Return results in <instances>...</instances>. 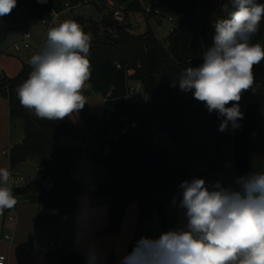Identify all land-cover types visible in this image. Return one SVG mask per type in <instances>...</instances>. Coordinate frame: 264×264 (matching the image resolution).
Returning <instances> with one entry per match:
<instances>
[{
  "label": "trees",
  "instance_id": "1",
  "mask_svg": "<svg viewBox=\"0 0 264 264\" xmlns=\"http://www.w3.org/2000/svg\"><path fill=\"white\" fill-rule=\"evenodd\" d=\"M66 1L76 2L50 0L49 5L42 6L35 0H17L11 13L0 17V40L6 37L9 22L17 18L19 10L39 20L50 17L53 10L61 11ZM115 1L125 6L126 22L113 20L111 10L99 22L91 17H74L92 37L88 54L91 89L100 94L109 93L116 99L125 95L130 79L140 80L156 102L153 116L172 139L181 142V137L187 136L189 151L203 158L207 142L213 141L217 147L231 142L237 176L264 172V59L253 66V84L241 94L239 105L244 118L240 121L242 126L234 131L231 128L226 132L218 131L221 120L217 114H209L203 102L195 100L191 92L181 91L178 84L184 69L203 62V53L212 43L213 25L218 19L228 18L223 5L229 0H159L152 7L158 8L162 17L178 18L174 30L165 39H160L150 27L142 33L132 31L130 13H143L146 20L154 16L153 11L144 12L140 0ZM257 1L264 4V0ZM250 44L264 48V16ZM129 70L133 72L129 74ZM31 71L32 66L24 64L15 76L1 73L0 96L8 99L11 128L19 126L22 133L21 141L10 147V168L30 159L38 162L36 177L12 187L13 196L20 195L25 201L38 204L36 225L51 218L57 208L61 213L75 214L83 194L89 195L92 206L108 208L107 222L99 234L119 230L129 203H139L137 227L128 245L129 252L143 237L142 225L153 212L160 215L161 233L186 223L183 210L171 203L178 185L193 178L211 182L219 173L216 162L209 164V171L196 170L189 158L155 145L149 129L126 133L114 141L102 140L99 147L62 143L61 138L79 133L71 116L63 120L41 119L20 104L17 89ZM77 113L85 125L96 117L89 112L87 102ZM127 114L133 119L143 118L129 107ZM194 127L200 129L203 138L199 147L193 146L189 138ZM73 153H83L89 161L105 164L110 179L91 190L71 179L70 171L76 168ZM9 210L4 209L0 217ZM52 256L53 259L48 255V264H86L85 255L75 252L53 253Z\"/></svg>",
  "mask_w": 264,
  "mask_h": 264
},
{
  "label": "clouds",
  "instance_id": "2",
  "mask_svg": "<svg viewBox=\"0 0 264 264\" xmlns=\"http://www.w3.org/2000/svg\"><path fill=\"white\" fill-rule=\"evenodd\" d=\"M16 5L17 0H0V17ZM223 11L228 18L213 25L203 62L184 69L178 82L180 90L191 92L209 114H217L220 132L242 126L241 94L253 84V66L264 59V48L250 44L264 16V4L229 0ZM91 39L73 20L50 28L43 49L29 60V78L17 89L20 104L48 120H63L81 110L86 103L81 90L91 74ZM10 175L8 169H0V214L17 203ZM171 203L183 210L186 223L158 238L141 237L130 252L117 248L122 252L117 264H264V172L238 176L229 186L204 178L184 180ZM94 215L88 207L82 210L77 230L86 264H104L108 253L91 235Z\"/></svg>",
  "mask_w": 264,
  "mask_h": 264
},
{
  "label": "built area",
  "instance_id": "3",
  "mask_svg": "<svg viewBox=\"0 0 264 264\" xmlns=\"http://www.w3.org/2000/svg\"><path fill=\"white\" fill-rule=\"evenodd\" d=\"M38 5H49L50 0H46L44 3H39L35 0ZM143 3V8L145 13L151 11L154 12V16L157 18H162L161 11L158 8H153L152 6L159 2V0H152L151 2H146L140 0ZM109 3L112 5V18L116 22L123 23L126 22L127 16L125 12V6L117 3L113 0H76L75 3L71 1H66L64 7L61 11H52L50 17L40 18L38 20L39 24L44 27V34L42 36L41 43L39 44L37 51H41L45 45L47 39V33L50 28L58 27L57 23L62 13H68L67 18L74 21V17L77 16L72 14L75 7H80L85 4H99L104 5ZM171 21H174V26L171 27L170 33L174 30L178 18L167 15L164 16ZM77 23L83 28V24L79 21ZM137 22H132L131 27H136ZM31 33L28 30L22 32V44L25 49L29 50L33 47L31 41ZM133 71L129 70L128 73L131 74ZM98 95L101 98V106L99 112L96 114L95 119L85 125L79 134H81L84 146L83 147H99V143L104 141H114L120 139L124 134L129 132H137L144 129H149L152 132L153 142L163 148H170L173 154L185 156L190 159L194 168L199 171H209V164L204 162V158L191 153L187 147L188 137L182 136L181 142H177L169 136L168 131L164 126L153 116V110L155 107V100L145 91V87L140 80L130 79L127 84L126 93L120 98H112L109 93ZM132 108L135 112L140 113L143 118H131L127 114V108ZM107 149H109L107 147ZM3 153L9 154L10 148L4 149ZM83 168H74L70 171L71 179L78 181L85 185L89 190L94 189L98 185L95 173L91 170L88 163H83ZM10 181L9 184L12 187L21 185L19 181H25V177L22 175L19 166L11 167L9 169ZM14 178V179H11ZM28 181V180H27ZM26 181V182H27ZM24 182V183H26ZM15 197V196H14ZM9 218L12 219L11 209L8 211ZM69 215V213H66ZM0 238L5 240H10L11 236L9 233L0 234ZM24 249L29 253L34 254H47L49 249L54 250V253H63L62 246L57 244L55 241H50L47 246H42L40 243L28 242L25 244ZM8 257L5 253H0V264H7ZM104 264H110L107 261Z\"/></svg>",
  "mask_w": 264,
  "mask_h": 264
},
{
  "label": "crops",
  "instance_id": "4",
  "mask_svg": "<svg viewBox=\"0 0 264 264\" xmlns=\"http://www.w3.org/2000/svg\"><path fill=\"white\" fill-rule=\"evenodd\" d=\"M24 14L29 15L26 12H24ZM67 20L69 19L60 16L57 23L60 25ZM35 21L38 22V20ZM42 29L44 34L43 26ZM21 40L22 34L16 41L20 42ZM15 44L16 43L13 42L6 47L0 44V70L8 76H15L20 72L24 64H29L28 62H24V54L19 56L7 52L8 50H13V52L18 51V49L15 47ZM75 113L77 112H74L73 114L75 115ZM16 129L19 130L20 127L16 126ZM10 132L11 125L9 118L8 99L0 96V154L3 153L4 149L10 148L16 144L11 141ZM18 133V142H20L22 133L21 131ZM80 157L83 158L86 156L83 155V153H76L74 158L76 160L78 158L80 159ZM74 158L72 160L76 165ZM83 163H87V160L83 159L78 165L81 166ZM8 166L5 164V161L0 160V169L9 170L10 166ZM16 197L17 199H23V197L20 195H17ZM86 207H88L95 214L93 220L94 231L91 235L94 238L97 246L108 253L107 259L105 261H111L110 264H117L120 255L122 254V252L117 251V248L126 249L129 251L128 245L134 236L137 227L138 214L140 211L139 203L137 201L129 203L125 210L119 230L116 232L96 236L94 233L100 231L107 222V206H92L89 195L85 194L80 196L79 206L75 214L66 215L65 213H61L59 208L55 209L51 218L45 220L43 225L46 226V230L50 231L51 233L50 241H55L57 244L62 246L63 253L75 252L77 254L84 255L83 240L81 239V236L77 230L76 218L77 215ZM11 211L12 219L9 218V214L7 212L4 216H1L2 220H0V234L9 233L11 236L10 240L0 238V253H5L7 255V264H48V255L50 253L34 254L29 253L24 249V246L28 241L27 239L30 237H33V239H35L34 241H38L37 236L39 231L35 230V228L38 226L36 225V219L39 211L38 204L24 200L23 203H17L13 208H11ZM141 232L143 237H151L150 233L144 230L143 225ZM158 237L159 236L157 235V238ZM50 258L53 259V256Z\"/></svg>",
  "mask_w": 264,
  "mask_h": 264
},
{
  "label": "rangeland",
  "instance_id": "5",
  "mask_svg": "<svg viewBox=\"0 0 264 264\" xmlns=\"http://www.w3.org/2000/svg\"><path fill=\"white\" fill-rule=\"evenodd\" d=\"M100 7L101 8H99L97 4H85L80 7H75L72 11V14L81 15L85 18L91 17L95 21L99 22L103 19L104 15L108 14V12L112 8V5L107 3L104 4V6L102 5ZM67 15L68 13H62L61 17L67 18ZM145 18H146L145 15L140 12L129 14L128 20L130 21V23L132 22L138 23V25L134 27L132 30L134 33H142L148 27H150L160 39H165L170 34L171 27L174 26V21H171L165 17L157 18L155 16H151L148 20H146ZM25 29L30 31V33L32 34L31 40L33 42V47L29 50L24 48L21 41L20 42L16 41L20 38V35ZM42 35H43L42 25H40L37 21H35V19L32 18L31 16L24 14V11L19 10L17 14V18L9 22V30L7 31L6 37L3 40H0V44L6 47L12 44L13 42L16 43L15 47L18 49V51L13 52V50L12 51L8 50L7 52L19 56H22V54H24L25 55L24 62L29 63L31 57L40 52L37 51V48L41 43ZM1 73L4 72L0 70V74ZM81 93L84 96L85 101L88 103L89 111L92 114H97L100 110L101 98L97 92L91 89L89 79L85 82V86L81 90ZM73 113L70 116L74 120V123L79 129L78 131L80 133L85 126L84 121L82 120L79 114L75 113L74 115ZM18 132H20V129L19 130L16 129V126H13V128H11L10 135H11V141L13 143L18 142V134H19ZM79 133H77L75 136L71 135L61 138V142L65 144L76 145L78 147L79 146L83 147L84 141L81 134ZM189 138L192 145L195 147H199L200 145L203 144L201 131L198 127L192 128ZM75 156L76 153H73L72 159ZM83 159L87 160V163L90 165L91 170L95 173L96 179L99 183L105 182L110 179V173L105 164L100 162H91L87 157H83V158L80 157V159L78 158L76 160L74 158L77 168L79 169L83 168V165L81 166L78 165L79 162H81ZM0 160L5 161V164H7L8 166L9 164L8 154L6 153L0 154ZM204 162L206 164L216 162L219 167V173L217 174L216 177H212L211 182L221 181V183L224 186H229L234 184V181L238 176L236 173V168L234 163V151L231 142H226L220 147H217L213 141L207 142L204 148ZM20 170L22 172V175L25 177V181H19V183H24L27 180L36 177L38 172V162L35 159H30L20 165ZM11 179L14 178L11 177ZM16 196L15 199L17 203L24 202V199L21 198L17 199ZM0 220H2V217H0ZM160 222L161 219L158 212H153L150 219L143 224L144 230L150 233L151 236L150 238H157V235L160 236L161 234ZM43 223L44 221H41L40 224L35 228V230L39 231L37 236L38 241L36 242L40 243L42 246L45 247L47 246V244L51 239L50 237L51 233L50 231L46 230V226H44ZM43 229H45L46 231ZM94 235L96 236L102 234H99L97 232L94 233ZM27 240L28 243V242H34L35 239H33V237H30ZM49 253H50L49 255L52 256L54 250L49 249Z\"/></svg>",
  "mask_w": 264,
  "mask_h": 264
},
{
  "label": "water",
  "instance_id": "6",
  "mask_svg": "<svg viewBox=\"0 0 264 264\" xmlns=\"http://www.w3.org/2000/svg\"><path fill=\"white\" fill-rule=\"evenodd\" d=\"M257 3H260V2L257 1ZM260 4H263V3H260Z\"/></svg>",
  "mask_w": 264,
  "mask_h": 264
}]
</instances>
